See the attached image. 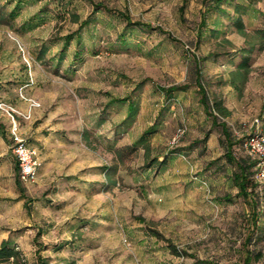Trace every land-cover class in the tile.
I'll return each instance as SVG.
<instances>
[{
    "label": "rangeland",
    "instance_id": "374dc122",
    "mask_svg": "<svg viewBox=\"0 0 264 264\" xmlns=\"http://www.w3.org/2000/svg\"><path fill=\"white\" fill-rule=\"evenodd\" d=\"M241 1L224 0V13L204 0H21L0 22V246L20 252L0 264H264V179L239 195L195 79L229 108L236 156L251 155L245 140L264 133V43L254 39L237 89L228 52L248 45L231 19ZM18 3L0 0L7 12ZM256 7L244 16L251 31L264 26V0ZM14 119L47 155L34 181L19 176ZM155 157L167 162L150 168Z\"/></svg>",
    "mask_w": 264,
    "mask_h": 264
},
{
    "label": "trees",
    "instance_id": "16d2710c",
    "mask_svg": "<svg viewBox=\"0 0 264 264\" xmlns=\"http://www.w3.org/2000/svg\"><path fill=\"white\" fill-rule=\"evenodd\" d=\"M262 0H243L241 2H238L234 6V13L231 17L232 19V25L235 26L238 33L244 35L246 37V41L248 43L247 46L241 47L237 49L234 52H228V55L236 59L238 58V64L236 66V69L232 73L231 77V83L237 88L241 89L242 84H244L249 76L250 70L252 68L251 64V56L257 49V42L254 41V39H259L262 41V44L264 43V26L257 28L253 31L249 30L245 21V14L250 10V8H257L256 5L258 2ZM224 0H204L205 8L207 9V12L211 11H218V12H226L222 8ZM94 9L99 10L101 8H105L109 11L108 7L103 5L102 3L98 2H92ZM21 0H19V3L15 5L9 12L6 11L5 7L0 6V22H7L9 21V18H15L18 14L17 9L20 7ZM263 22H264V10L257 9ZM117 14L121 15L127 26H142L143 24L139 21H134L131 19V17L124 12H118ZM208 16L204 13L201 18V22L199 23L198 27V40L201 41L202 37L205 34L204 29L207 28ZM221 23V21H216V25L213 28L209 29V32L214 36H219L221 34V31L218 29V25ZM85 22H82L80 26H83ZM73 35L69 34L66 36V41L70 42ZM223 42H230L229 39H224ZM221 52L214 53L215 56H219ZM196 66H199V61H197ZM196 83L200 90L201 94V103L203 104L206 112L211 116L212 118V126H219L221 128V143L225 148L224 151V158L226 161L234 168L232 171V179L235 183V185L239 188V195L240 196H249V192H254L257 187V179H256V172L254 171L255 166H257V159L252 155L247 156H236L234 151V144L236 142V139L234 137L233 131L228 127L227 122L224 120L225 117L230 115L229 108L224 104V101L222 99L216 98L215 100H211L208 91L205 89L202 80L200 79L199 74H196ZM189 83L177 85V86H171L168 87L166 90L170 93L174 91H183L188 89ZM119 100V99H117ZM124 100H128L127 98ZM129 110L130 114H132L136 110V105L132 102H129ZM150 132V130H146L144 132L143 138L141 141L146 146L147 145V139L145 136ZM136 145L132 146L131 148H135ZM167 162V158L165 157L162 161L158 159V157L153 158L150 163L149 167H153L154 165L163 166ZM109 177H111V173H108ZM155 235L161 236V234L157 231H154ZM171 248L173 245L170 246ZM172 251L177 252V250L171 249ZM20 252L12 246V242L10 239H5L1 246H0V260L4 259H10V257L18 258ZM258 258L262 257V253H258ZM252 258L250 255L246 256L244 264H250ZM18 264V263H17ZM195 264H209L206 261L203 260H197L195 261Z\"/></svg>",
    "mask_w": 264,
    "mask_h": 264
},
{
    "label": "built area",
    "instance_id": "2783aa9c",
    "mask_svg": "<svg viewBox=\"0 0 264 264\" xmlns=\"http://www.w3.org/2000/svg\"><path fill=\"white\" fill-rule=\"evenodd\" d=\"M14 118V115H12ZM184 129H179L178 135L182 134ZM249 153L255 157L257 153L264 156V133H253L244 142ZM11 149L17 159L19 167V176L23 181L36 180L39 168L43 161L39 156L38 149L31 145L29 141L19 133V128L16 120L13 121L12 128V144ZM259 171L256 173L257 180L264 179V158Z\"/></svg>",
    "mask_w": 264,
    "mask_h": 264
},
{
    "label": "crops",
    "instance_id": "0c3cea01",
    "mask_svg": "<svg viewBox=\"0 0 264 264\" xmlns=\"http://www.w3.org/2000/svg\"><path fill=\"white\" fill-rule=\"evenodd\" d=\"M25 85H30V81H28ZM28 100H29V98H28ZM32 102H29L28 104H29V107H28V109H27V113L29 112V114L31 115V111H32V108H33V106H36V105H38V102H36V101H34V100H31ZM41 138V137H40ZM31 145H33L32 143H30ZM35 145V144H34ZM39 145L41 146V143H39ZM46 158H47V155H43L42 156V161H43V164H42V166L39 168V172H40V170H43L44 168H43V166H44V164H46V163H44V162H46V161H44V160H46Z\"/></svg>",
    "mask_w": 264,
    "mask_h": 264
}]
</instances>
